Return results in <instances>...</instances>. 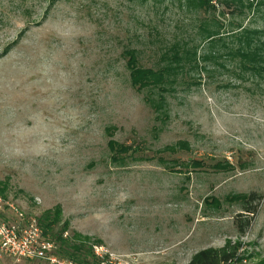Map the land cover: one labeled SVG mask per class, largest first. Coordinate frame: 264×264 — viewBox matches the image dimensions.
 <instances>
[{"label": "rangeland", "instance_id": "374dc122", "mask_svg": "<svg viewBox=\"0 0 264 264\" xmlns=\"http://www.w3.org/2000/svg\"><path fill=\"white\" fill-rule=\"evenodd\" d=\"M221 10L205 15L179 0H0V197L27 218L60 210L53 233L68 224L64 237L88 238L104 264H188L228 242L242 243L241 264H263L264 77L243 72L220 45L223 58L179 76L159 103L156 89L132 86L124 55L134 49L157 70L176 43L206 57L204 28L234 49L230 35L242 29L264 40L263 7ZM251 193L262 199L242 235L236 220L245 224Z\"/></svg>", "mask_w": 264, "mask_h": 264}, {"label": "trees", "instance_id": "16d2710c", "mask_svg": "<svg viewBox=\"0 0 264 264\" xmlns=\"http://www.w3.org/2000/svg\"><path fill=\"white\" fill-rule=\"evenodd\" d=\"M144 2L148 0H142ZM184 3L188 9H194L203 14L217 13L222 8L220 14H243L244 11H255L264 8V0H179ZM215 21L218 26L220 22L217 18ZM223 26V24H221ZM206 32L205 45H208L211 52L204 58L198 54L195 46H190L188 42L176 43L162 54L164 65L159 69L144 68L140 65L138 52L134 49H127L124 55L127 58V67L130 71V81L134 88L139 91L145 89H156L159 92V103L164 102L163 95L168 93L169 88L178 83L179 76H185L187 72L194 71L205 67V62H216L223 58L217 48L220 45L226 48V54L231 58H238L242 65L241 70L251 75L264 77V40L263 33L256 30L242 29L239 32L232 33L230 39L234 48H230V43L224 42L223 36L216 30L204 28ZM237 45H234V44ZM203 45V46H205ZM205 69V68H204ZM119 146V145H118ZM111 152L117 151V143L109 142ZM121 151H127L123 147ZM6 187L0 183V195L4 196ZM262 196L257 193H251L243 197L244 213L240 214L241 218H245V224L236 220V225L240 234L244 235L250 228L255 216L257 215L258 206H252L254 203H260ZM60 210L53 212L46 211L38 223L43 229L45 236L53 235L55 241L59 243L58 253L64 257L71 259L79 264H100L99 260L94 256L92 246H89V239L75 235L73 238H65L64 233L68 229L65 225L61 233L54 234L53 231L61 222ZM242 243L228 242L222 248H209L196 253L188 264H241L244 258L241 255ZM264 264V261L262 262Z\"/></svg>", "mask_w": 264, "mask_h": 264}, {"label": "built area", "instance_id": "2783aa9c", "mask_svg": "<svg viewBox=\"0 0 264 264\" xmlns=\"http://www.w3.org/2000/svg\"><path fill=\"white\" fill-rule=\"evenodd\" d=\"M7 212L10 214L5 215ZM96 256H100L95 247ZM57 244L45 236L36 218H27L11 202L0 197V259L39 261L46 264H79L60 257ZM98 256V257H99ZM104 264L103 261L100 262Z\"/></svg>", "mask_w": 264, "mask_h": 264}, {"label": "crops", "instance_id": "0c3cea01", "mask_svg": "<svg viewBox=\"0 0 264 264\" xmlns=\"http://www.w3.org/2000/svg\"><path fill=\"white\" fill-rule=\"evenodd\" d=\"M5 215H7V216H8V215H9V213L7 212Z\"/></svg>", "mask_w": 264, "mask_h": 264}]
</instances>
